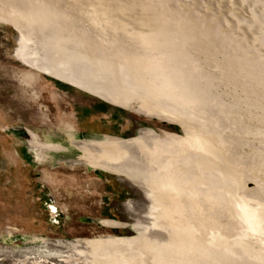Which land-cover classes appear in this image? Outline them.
<instances>
[{
  "label": "rangeland",
  "instance_id": "1",
  "mask_svg": "<svg viewBox=\"0 0 264 264\" xmlns=\"http://www.w3.org/2000/svg\"><path fill=\"white\" fill-rule=\"evenodd\" d=\"M148 129V188L81 155ZM0 264H264V0H0Z\"/></svg>",
  "mask_w": 264,
  "mask_h": 264
},
{
  "label": "bare ground",
  "instance_id": "2",
  "mask_svg": "<svg viewBox=\"0 0 264 264\" xmlns=\"http://www.w3.org/2000/svg\"><path fill=\"white\" fill-rule=\"evenodd\" d=\"M44 5H46V4H44V2H43L42 3V7ZM88 8H90V7H88ZM43 9H44L43 10L44 12L47 11V8L45 9L43 7ZM85 10H87V8ZM89 10H91V9H89ZM93 12H92V14H93ZM43 15L44 16H47V14H43ZM67 16H69V15H67ZM65 19H67V18H65ZM61 20H62V18H61ZM51 21L54 22V23H56L54 19H51ZM57 22H58V24L55 25V29H53L54 25L51 26V29L54 31L55 36L58 37L57 38L58 39L57 42H62V40H65L64 42L67 43L66 45L69 46V47L70 46L71 47L73 46L75 48L77 47L79 51L80 50L82 51V53L87 52V51L90 52L89 50L91 49L90 48L91 44L89 43L88 40L85 39L86 37L83 35V33H81L82 30L80 29V26L78 27L77 24L75 22L71 21V20H65V21H62L61 22L60 19H59V21H57ZM63 22H64V24H63ZM124 23H126V22H124ZM39 24H40L39 27L41 29L43 28V30L45 31L46 30V27L44 28L43 27V24L41 22ZM106 31H107V29H106ZM46 34H48V33L46 32L45 35ZM65 34L68 35V36H66ZM38 35L40 37H45V35L43 34V31L42 32L38 31ZM112 36H114V35L112 34ZM96 43L97 42L95 41V43H93L92 45H94L95 47L98 46V43L97 44ZM115 47H116L115 48V51H116V53H118L117 54V57H119V58H121V57H127L126 59H129L131 61L132 66H133V71L134 72L132 74L133 75H139L142 72L141 69L143 67V64H141L136 57H133V56L131 57L126 51L121 50L120 47H118L117 44H115ZM84 50H86V51H84ZM88 52L86 54H89ZM119 52H120V54H119ZM20 56L21 57H24L25 55H22V53H20ZM52 56H49V57H52ZM113 62H115V61H113ZM52 74H54L56 77L66 78V79H68V80L76 83L78 86H81L82 88L88 89L92 93L96 94L97 96L103 98L104 100H106V101H108L110 103H115V104L120 105V106L129 107V103H130L129 100L124 99L123 96L118 91H116L115 89H113V88H111L109 86L102 85L101 84V81L93 80L90 83H87L86 84V83H83V82L78 81L76 79L67 78V77H64V76H62L60 74H55L54 72H52ZM136 81H137V79H136ZM148 105L150 107H152L154 110H152L147 105L143 104L142 105L143 106L142 109H143V111H144L145 114H153L155 116H157V115L159 116L160 115L159 113H156V109L151 105V103H148ZM131 106H132V104L130 105V107ZM164 118H168V117H164ZM166 136H167V134H166ZM164 138H166V137L164 136ZM164 138L163 139L162 138H158L156 136V132H154L151 129H148V130H146V132H141L138 136H136L134 138H127V139H110V138H107L106 140H103V141H90V142L81 141L80 144H79V148L80 149H83V154H81V155H84L85 156V158L87 159V161L90 163L91 166L98 167V168H101L102 167L105 170H108L109 172H115L117 174H122V175H124V176L132 179L137 184H139L141 186H144L145 188H148L150 186H149V184L147 182V178L144 176L145 173L143 174L144 171H142V169L146 166V164H145V166L143 168H140V165H138L139 167L137 166L138 168L135 166L136 167L135 168L133 166V163H134V161L137 162L138 160H136V159L139 158L140 156H141V158H142V156L143 157L145 156V149L148 148V145H150V146H156V144H158L159 146L162 147L165 144L166 145L169 144V146L172 149L175 145L179 144V143H177L176 138H174L173 136H169L167 138V141H164ZM168 150H169V148H168ZM150 155H151L150 156L151 157L150 158L151 161L152 162L156 161V152L153 153V154H150ZM140 160H139V163H140ZM96 164L100 165V167L97 166ZM148 168H149V166H148ZM158 168H160V167H158ZM142 222H144V221L139 220V219L136 220V224H140ZM121 241H122V239H120V238L109 239V240L107 239V240H102V241H93V245L95 247L99 248V249H103L104 250L108 246L109 247H114V248L116 246L119 247L118 245H119V243ZM71 244H69V242H68V244L65 245V246L72 248ZM120 246H121V244H120ZM125 248H127V247H125ZM57 260H60V259H57Z\"/></svg>",
  "mask_w": 264,
  "mask_h": 264
},
{
  "label": "built area",
  "instance_id": "3",
  "mask_svg": "<svg viewBox=\"0 0 264 264\" xmlns=\"http://www.w3.org/2000/svg\"><path fill=\"white\" fill-rule=\"evenodd\" d=\"M50 208H51L52 212H54V213L56 212V208L54 205H50Z\"/></svg>",
  "mask_w": 264,
  "mask_h": 264
}]
</instances>
